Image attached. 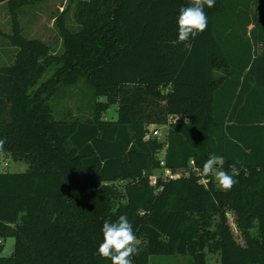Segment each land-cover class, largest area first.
Returning a JSON list of instances; mask_svg holds the SVG:
<instances>
[{"label": "trees", "instance_id": "1", "mask_svg": "<svg viewBox=\"0 0 264 264\" xmlns=\"http://www.w3.org/2000/svg\"><path fill=\"white\" fill-rule=\"evenodd\" d=\"M39 1L6 4L15 21ZM69 2L76 27L69 9L55 19L62 54L14 25L17 53L0 67V156L28 165L0 173V264H111L96 249L105 220L120 215L139 242L132 264L179 256L208 264L215 253L219 264H264V0H216L204 9L206 29L183 43L176 17L191 0ZM52 67L53 79L37 87ZM80 81L104 102L91 119L55 121L50 100ZM112 106L117 119L102 120ZM164 126L162 156L164 144L144 138ZM212 154L238 171L228 191L193 173L149 183L161 157L169 170L193 160L201 171ZM6 239L14 246L3 257Z\"/></svg>", "mask_w": 264, "mask_h": 264}, {"label": "rangeland", "instance_id": "2", "mask_svg": "<svg viewBox=\"0 0 264 264\" xmlns=\"http://www.w3.org/2000/svg\"><path fill=\"white\" fill-rule=\"evenodd\" d=\"M9 1V0H6ZM5 3L0 7V67L13 64L17 50L11 45L8 37L13 35L14 25L20 29L21 37L26 40L44 41L51 47L50 54L59 56L63 52L62 38L57 31L55 19L67 9L64 16L68 26L76 27L73 21V6L69 0H42L36 4L25 6L15 13V21ZM259 51L264 52V47ZM55 68L47 69L37 87L53 79ZM104 102L103 98H95L92 89L80 81L75 86L61 87L57 95L50 100L53 117L57 122H72L91 119L95 103ZM104 121L117 119V106H112L101 116ZM157 128V127H154ZM151 129V127H150ZM153 129V128H152ZM160 129V128H159ZM28 171V165L14 162L10 157L0 156V173L22 174ZM214 178V177H213ZM214 178V182H215ZM139 245V242H137ZM14 240L3 242L1 256L7 257L13 251ZM189 256L184 257H152L150 264H190ZM208 264H219L218 254H207Z\"/></svg>", "mask_w": 264, "mask_h": 264}, {"label": "clouds", "instance_id": "3", "mask_svg": "<svg viewBox=\"0 0 264 264\" xmlns=\"http://www.w3.org/2000/svg\"><path fill=\"white\" fill-rule=\"evenodd\" d=\"M216 0H191V3L180 9L176 17L177 41L180 43L194 39L202 33L208 25L205 7L211 8ZM5 141L0 139V149ZM224 157L212 154L202 165L201 174L212 176L217 182L219 190L228 191L236 183L234 177L238 175L235 165L231 167V174L223 170ZM102 242L96 249V255L110 260L111 264H132V257L138 254L137 237L126 215H120L115 221L105 220L102 229Z\"/></svg>", "mask_w": 264, "mask_h": 264}, {"label": "built area", "instance_id": "4", "mask_svg": "<svg viewBox=\"0 0 264 264\" xmlns=\"http://www.w3.org/2000/svg\"><path fill=\"white\" fill-rule=\"evenodd\" d=\"M179 121H180V118H177V117L172 118L170 120V122H173V123H176ZM167 131H168L167 126L157 127V128L151 127V129H149V133L144 138L145 141L156 138L158 141L162 142L164 144L162 156H163L164 151L166 149ZM159 161H160L159 162V167H160L159 171H157L154 174L149 176V183L153 187L157 186L158 184H165L169 181H174V180L180 179L182 177H187L190 173H193V174H195V176H198V177L202 176L201 171L198 168H196L193 160H191L189 162V168L185 171L169 170L166 168L165 162H164L162 157L159 159ZM208 182H209V180L206 178H201V180L199 181V183L201 185H204V186H206L208 184ZM159 188H160L159 190H161V187H159Z\"/></svg>", "mask_w": 264, "mask_h": 264}, {"label": "crops", "instance_id": "5", "mask_svg": "<svg viewBox=\"0 0 264 264\" xmlns=\"http://www.w3.org/2000/svg\"><path fill=\"white\" fill-rule=\"evenodd\" d=\"M3 4H0V7L2 6Z\"/></svg>", "mask_w": 264, "mask_h": 264}]
</instances>
